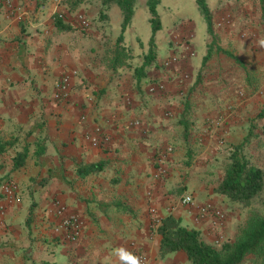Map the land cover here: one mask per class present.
<instances>
[{
    "label": "crops",
    "instance_id": "0c3cea01",
    "mask_svg": "<svg viewBox=\"0 0 264 264\" xmlns=\"http://www.w3.org/2000/svg\"><path fill=\"white\" fill-rule=\"evenodd\" d=\"M13 2L17 12L0 1V140L11 141L0 153V264H124L118 249L142 252L148 264H190L181 250L159 256L157 226L169 214L210 244L234 234L228 216L201 217L181 200L190 194L226 213L228 202L214 192L206 167L219 144L237 143L247 118L264 109V13L261 6L251 10L260 1H221L213 18L229 24L212 22L219 49L201 65L191 38L175 39L185 30L167 42L165 54L156 52L142 76L135 74L142 61H133L140 53L115 64L96 54L103 33L111 34L110 21L104 29L95 25L97 0H63L62 24L53 0ZM78 13L88 27L76 22ZM172 54L178 62L165 68ZM64 73L72 74L70 91L55 101L54 84ZM158 82L163 90L150 92ZM94 127L105 144L84 139ZM24 145L25 164L14 170L13 156ZM98 162L100 169H83ZM160 167L166 173L157 176ZM5 180L18 185L12 201L2 193ZM56 201L80 217L75 242L55 230Z\"/></svg>",
    "mask_w": 264,
    "mask_h": 264
},
{
    "label": "trees",
    "instance_id": "16d2710c",
    "mask_svg": "<svg viewBox=\"0 0 264 264\" xmlns=\"http://www.w3.org/2000/svg\"><path fill=\"white\" fill-rule=\"evenodd\" d=\"M264 13V0H259ZM136 0H102V8L97 13V20L108 16V8L117 6L122 17V29L128 25L134 12ZM158 0H147V5L152 14L150 18L153 32L160 26L156 16V5ZM207 22L208 31H212V20L205 0H197ZM104 7L107 9L104 10ZM106 19V21H108ZM56 24H62L63 20L55 17ZM130 50L123 44V35L111 39L110 34L103 33L98 54L115 63H125L129 57ZM156 57L155 43L153 37L149 42V49L143 56L140 66L135 68L136 75H143L144 69ZM257 117H264V109L257 113ZM262 135L264 136V123L262 124ZM254 136V126L250 125L240 144L233 146L228 154V161L224 167V174L219 183L214 187V192L222 194L231 202L249 206L261 199L264 191V169L254 164L244 153L243 146L250 143ZM11 141L0 140V153H2ZM39 153V152H38ZM28 155V146L24 145L13 156V169H19L25 164ZM103 162L84 166L85 171L100 169ZM160 235L159 256L183 251L190 264H241L244 258L252 254L255 257L254 264H264V214L252 212L246 226L239 231L234 240H226L220 246L207 243L196 228H187L180 224V220L173 215L165 216L157 226ZM45 264V263H43Z\"/></svg>",
    "mask_w": 264,
    "mask_h": 264
},
{
    "label": "rangeland",
    "instance_id": "374dc122",
    "mask_svg": "<svg viewBox=\"0 0 264 264\" xmlns=\"http://www.w3.org/2000/svg\"><path fill=\"white\" fill-rule=\"evenodd\" d=\"M97 1L98 5H100V7L102 8V0ZM221 1L222 0H205V3L211 15V20L213 18V11H215L216 8L220 9ZM69 5L72 6V8H75L74 5L76 4L71 2ZM258 6L260 5L252 3V13L258 10ZM114 7L116 13H112L110 11L108 13L109 19L108 16L102 18V21L98 20L95 25L98 28H103L108 23V21H110V27L108 29L109 33L111 32V39L115 41L116 37L122 34L123 44L131 49H129L130 52L133 51L134 54L140 53L138 55L140 58H136L135 60L133 59L134 62L139 63L140 61H143L144 52L148 51L149 42L152 37L155 43L157 55L158 57H161L166 53L167 42L174 36V34H181V32L185 30V34L183 33L178 37V39L177 37H175V39L177 41L179 39L187 40L191 38V40L194 42V52L199 61L198 65H201L214 53H217L219 49V45L217 44L218 37H215V33L213 34L212 31H208L206 19L199 5L197 4V0H158V3L156 5V16L159 20L160 26L154 32L150 21L152 14L147 5V0H136L133 15L124 30L122 29L121 24L122 17L121 14H119L120 9L117 6ZM106 9L107 8L104 7V10ZM106 19H108V21H106ZM214 19L215 18H213L212 22H214V24L218 27L223 26L220 25L221 23L227 22L225 20H222V18L221 23L218 21L216 22V20ZM227 23L223 27L228 26ZM213 29L215 30V27H213ZM217 34L218 32L216 30V36ZM209 37H211V40L207 43L206 41ZM239 37L240 39L243 38L244 40L248 39V35L242 34L241 32H239ZM249 37H252V35H250ZM207 44L211 47V50H208V54H206ZM130 56L132 57V55ZM199 76V71H197L194 77L198 79ZM243 89L245 90L246 88L242 87L241 90ZM241 92H243L242 94L245 95L244 91ZM257 113H254L253 116H249L247 118L248 122L244 126L243 133L246 134L250 125L253 124L254 136L252 137L250 143L243 146V151L254 164L264 169V136L262 135L261 131L264 117H257ZM243 137L244 135L241 136L235 144L225 141H222V143L219 144L218 153L215 157L214 162L210 164L209 167H206L208 168L206 169V173L210 176V180H212V182L214 181L218 184L222 179L224 174V167L228 161V154L233 146L241 143ZM225 200L228 202V204L226 213L224 214L222 212V221H224V219H226V217L228 216V218H230V222L233 224V228L235 231L233 230L234 234H231L230 236L222 237L219 235V238H217L212 243L214 246H220V244L226 240H234L239 231H241L246 226L252 215V212L264 214V191L262 193L261 199L255 201L249 206H243L239 203L231 202L226 198ZM25 201L27 203L29 202L27 197H25ZM255 260V257L252 254H249L244 258L241 264H254Z\"/></svg>",
    "mask_w": 264,
    "mask_h": 264
},
{
    "label": "built area",
    "instance_id": "2783aa9c",
    "mask_svg": "<svg viewBox=\"0 0 264 264\" xmlns=\"http://www.w3.org/2000/svg\"><path fill=\"white\" fill-rule=\"evenodd\" d=\"M10 11L17 12L19 10V6L14 4L13 0H0ZM63 0H53V3L56 6L54 18L58 17L65 21L67 18V12L66 10H63L59 8V6L62 4ZM76 22L81 27H88L89 22L87 18L82 13L76 14ZM222 20H226L222 18ZM192 35V34H191ZM190 54H194L193 51L190 52ZM178 62V56L176 54H172L168 58H166L162 65L165 68L170 67L172 64ZM75 73V72H71ZM187 75H183V77H186ZM71 77L72 74L70 73H64L62 76L56 80L52 92V98L55 101H62L65 100L69 94L70 91V85H71ZM164 86L160 82L158 83H150L148 85V90L150 92H155L157 90H163ZM126 104H131V98L129 96L125 97ZM81 119L85 120V115H81ZM138 120H133L132 124H138ZM84 139L88 141L93 146H100L105 144L108 140L105 134H103L101 128L94 127L92 129L86 130L84 133ZM168 151L171 150V148L167 149ZM166 173V169L163 167H160L157 172V176H162ZM18 192V185L13 180H5L2 184V193L5 196V198L9 201H12L16 198V193ZM184 204L191 206L196 209V212L199 216H206L209 214H212L217 218L218 221H222L223 219V213L221 210H215L211 204L209 203H197L194 200V197L190 194H186L182 197L181 200ZM4 210L2 207H0V217L3 215ZM55 215L59 218V221L55 225L56 231H61L63 233L64 238L69 242H75L82 231V223L80 220V217L77 214L69 213L66 210L65 205L61 201L55 202ZM129 254L128 261H122L124 264H148V258L147 256L142 252H136V251H127Z\"/></svg>",
    "mask_w": 264,
    "mask_h": 264
},
{
    "label": "clouds",
    "instance_id": "9594fccd",
    "mask_svg": "<svg viewBox=\"0 0 264 264\" xmlns=\"http://www.w3.org/2000/svg\"><path fill=\"white\" fill-rule=\"evenodd\" d=\"M117 255L119 256V258H120L122 261H125V262L128 261L129 254H128L126 251H124L123 249H118V250H117Z\"/></svg>",
    "mask_w": 264,
    "mask_h": 264
}]
</instances>
